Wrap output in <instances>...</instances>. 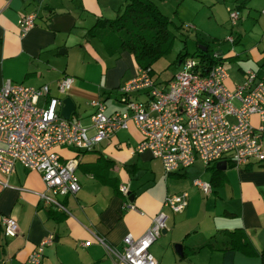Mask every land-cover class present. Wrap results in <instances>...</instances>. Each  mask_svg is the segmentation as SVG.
Wrapping results in <instances>:
<instances>
[{
    "label": "crops",
    "instance_id": "0c3cea01",
    "mask_svg": "<svg viewBox=\"0 0 264 264\" xmlns=\"http://www.w3.org/2000/svg\"><path fill=\"white\" fill-rule=\"evenodd\" d=\"M151 1L157 5L159 0ZM242 1L246 6L249 0H234V5ZM125 4L126 0H0V86L6 80L34 87L46 84L49 95L72 99L70 119L88 127L93 101L103 102L107 114L126 111L121 87L139 73L134 56L107 34L87 35L98 17L113 19ZM27 14L35 15L34 25L21 34L18 21ZM250 52L257 68L238 64L233 73L225 68L228 88L242 83L247 69L264 80V52L257 48ZM222 56L238 58L229 51ZM63 76L73 80L67 93L60 95L56 85ZM131 96L143 98L140 93ZM37 104L44 106L46 98L40 97ZM251 122L256 126L258 118L252 116ZM140 140L139 129L130 121L90 150L57 147L63 160H77L80 190L59 197L68 212L40 199L37 192L45 189L40 172L15 163L8 176L0 173V264H27L30 253L50 236L39 264H125L110 248L120 250L126 234L143 235L161 210L167 215V227L150 247L158 264H262L264 160L236 166L226 156L223 183L205 194L192 181L210 182L213 164L197 160L166 176L159 159L148 151H134ZM120 185L127 186V195L119 191ZM182 191L188 194L182 211L173 213L163 206L167 195ZM127 203L133 208L123 207ZM6 215L17 223L13 237L3 234L1 217ZM234 228L244 231L243 241L249 246L222 249L223 232ZM176 243L182 244L181 253Z\"/></svg>",
    "mask_w": 264,
    "mask_h": 264
},
{
    "label": "built area",
    "instance_id": "2783aa9c",
    "mask_svg": "<svg viewBox=\"0 0 264 264\" xmlns=\"http://www.w3.org/2000/svg\"><path fill=\"white\" fill-rule=\"evenodd\" d=\"M229 16L234 25L239 19L238 10H230ZM34 19V14L19 19L21 34L34 25ZM226 40L233 43L234 38L228 36ZM212 56L216 59L221 55L214 52ZM226 78L223 60L209 65L200 56L181 59L177 72L163 84L156 81L149 69L139 68L138 75L121 87L126 111L107 114L103 102L93 101L95 110L90 115L89 127L60 115L62 97L49 95L48 85L34 87L6 80L0 86V173L8 176L15 163L40 172L45 186L37 192L40 199L68 212L59 197L80 190L75 174L77 160H63L56 148L90 150L117 130L127 128L130 121L141 133L134 151H148L159 159L166 176L197 160L210 165L228 155L236 166L252 159L263 161L264 81L253 69H247L243 82L234 88L226 86ZM72 80L71 76H63L57 81L60 95L67 93ZM132 93H140L143 98L134 99ZM40 97L46 98L44 106L37 104ZM254 115L258 118L256 126L251 122ZM89 128L94 129L92 135ZM192 184L205 194L212 190L211 184L200 178L193 179ZM119 191L123 195L129 193L126 185H120ZM187 201L188 194L182 191L167 195L163 206L177 213L186 207ZM123 207L133 205L127 203ZM166 218L164 211H158L143 235L134 238L126 234L122 248H110L111 253L125 264H158L150 247L166 229ZM1 224L5 236L17 234L13 217L2 216ZM51 240L50 236L38 245L26 263L39 264L43 246Z\"/></svg>",
    "mask_w": 264,
    "mask_h": 264
},
{
    "label": "rangeland",
    "instance_id": "374dc122",
    "mask_svg": "<svg viewBox=\"0 0 264 264\" xmlns=\"http://www.w3.org/2000/svg\"><path fill=\"white\" fill-rule=\"evenodd\" d=\"M157 2L161 12L171 20L169 29L175 35L171 51L158 58L151 66L154 77L160 84L179 69L174 62L178 53L187 52L186 56H195L194 52L200 42L209 44L210 54L217 52L222 55L229 51L233 55H238L235 60L224 58L225 68L229 73L235 72L238 64L244 67L255 65L250 49L257 48L259 52H264V14L262 13L264 0H249L240 10L235 8L234 0H159ZM230 10L239 12V19L234 25L229 16ZM237 35L240 36V40L234 45L226 40L228 36L236 39ZM192 169L188 171L192 172Z\"/></svg>",
    "mask_w": 264,
    "mask_h": 264
},
{
    "label": "trees",
    "instance_id": "16d2710c",
    "mask_svg": "<svg viewBox=\"0 0 264 264\" xmlns=\"http://www.w3.org/2000/svg\"><path fill=\"white\" fill-rule=\"evenodd\" d=\"M246 1L237 3L235 8L238 10L245 6ZM171 20L161 12L159 7L151 0H126V4L119 14L113 19L98 17L95 23L87 30L88 36H98L107 34L114 39L120 49L129 51L139 66V68L149 69L153 76L152 64L160 57L168 54L173 46L175 35L169 29ZM180 28L182 25L179 26ZM238 39H234L236 43ZM206 47L203 51L197 47L194 55L204 57L209 65L215 62L224 61L221 55L214 58L209 53V44L200 42ZM187 52H179L176 64L186 57ZM179 67V65H178ZM176 73V72H175ZM173 77V76H172ZM264 81V80H263ZM167 82V81H166ZM216 163L210 167V184L216 188L223 183L224 177L222 170L216 168ZM215 235L211 236L214 238ZM245 237L241 228L225 230L222 235V249L238 248V245L249 246L248 242L243 241ZM262 264H264V247L260 253Z\"/></svg>",
    "mask_w": 264,
    "mask_h": 264
},
{
    "label": "water",
    "instance_id": "95a60500",
    "mask_svg": "<svg viewBox=\"0 0 264 264\" xmlns=\"http://www.w3.org/2000/svg\"><path fill=\"white\" fill-rule=\"evenodd\" d=\"M199 48L203 51L206 50V47L204 45H199ZM179 64V63H178ZM74 107H75V104L74 102L72 101V99L68 96L64 97L62 99V102H61V106H60V115L65 118V119H70L71 117V114L72 112L74 111ZM227 167V163L225 160H221V161H218L216 163V168L220 169V170H224L225 168ZM176 251L178 253H181V249H182V244L181 243H176L174 245Z\"/></svg>",
    "mask_w": 264,
    "mask_h": 264
}]
</instances>
